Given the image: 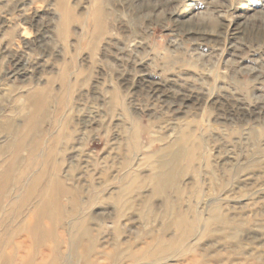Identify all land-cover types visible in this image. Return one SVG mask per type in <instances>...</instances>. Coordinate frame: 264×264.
I'll return each instance as SVG.
<instances>
[{"label": "rangeland", "instance_id": "obj_1", "mask_svg": "<svg viewBox=\"0 0 264 264\" xmlns=\"http://www.w3.org/2000/svg\"><path fill=\"white\" fill-rule=\"evenodd\" d=\"M0 264H264V0H0Z\"/></svg>", "mask_w": 264, "mask_h": 264}]
</instances>
